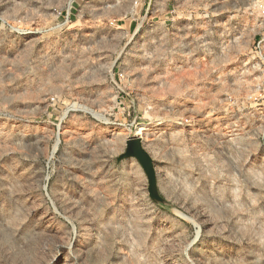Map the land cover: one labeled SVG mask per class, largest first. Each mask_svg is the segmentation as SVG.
Masks as SVG:
<instances>
[{"label": "rangeland", "instance_id": "1", "mask_svg": "<svg viewBox=\"0 0 264 264\" xmlns=\"http://www.w3.org/2000/svg\"><path fill=\"white\" fill-rule=\"evenodd\" d=\"M133 1L0 0V264H264L262 17L202 45Z\"/></svg>", "mask_w": 264, "mask_h": 264}, {"label": "built area", "instance_id": "2", "mask_svg": "<svg viewBox=\"0 0 264 264\" xmlns=\"http://www.w3.org/2000/svg\"><path fill=\"white\" fill-rule=\"evenodd\" d=\"M133 7L144 12V18L171 16L161 25L169 26L170 21L173 27L187 29L191 42L202 45L242 43L244 32L256 26H244L243 16L258 22L260 15L264 23V0H134Z\"/></svg>", "mask_w": 264, "mask_h": 264}, {"label": "water", "instance_id": "3", "mask_svg": "<svg viewBox=\"0 0 264 264\" xmlns=\"http://www.w3.org/2000/svg\"><path fill=\"white\" fill-rule=\"evenodd\" d=\"M127 158H135L141 165L148 181V193L150 199L160 206L168 205L158 189L156 168L153 159L144 148L142 140L138 137L128 139L125 152L118 161Z\"/></svg>", "mask_w": 264, "mask_h": 264}, {"label": "bare ground", "instance_id": "4", "mask_svg": "<svg viewBox=\"0 0 264 264\" xmlns=\"http://www.w3.org/2000/svg\"><path fill=\"white\" fill-rule=\"evenodd\" d=\"M94 113V112H93Z\"/></svg>", "mask_w": 264, "mask_h": 264}]
</instances>
